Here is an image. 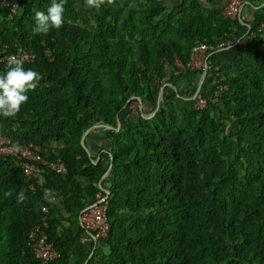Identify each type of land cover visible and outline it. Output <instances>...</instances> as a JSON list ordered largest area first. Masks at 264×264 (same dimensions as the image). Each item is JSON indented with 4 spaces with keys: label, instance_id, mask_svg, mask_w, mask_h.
Returning <instances> with one entry per match:
<instances>
[{
    "label": "trees",
    "instance_id": "16d2710c",
    "mask_svg": "<svg viewBox=\"0 0 264 264\" xmlns=\"http://www.w3.org/2000/svg\"><path fill=\"white\" fill-rule=\"evenodd\" d=\"M165 1L115 0L97 10L67 0L63 26L47 35L34 34V15L51 0H7L14 12L0 3V48L34 53L24 67L43 77L14 118L0 116V132L40 145L66 168L43 172L29 189L0 157V264H41L27 231L42 215L59 251L45 264H84L93 241L77 214L98 185L107 191L108 228L92 248L94 264H264V0L242 19L251 34L222 14L225 0ZM223 39L238 42L208 54L198 92L212 77L226 88L194 109L187 97L201 70L177 71L173 58L185 63L193 41ZM166 73L174 89L164 85L157 100ZM131 95L141 101L135 113ZM227 117L232 133L221 131ZM94 123L109 126L96 128L108 146L92 154L87 132L80 137Z\"/></svg>",
    "mask_w": 264,
    "mask_h": 264
},
{
    "label": "built area",
    "instance_id": "2783aa9c",
    "mask_svg": "<svg viewBox=\"0 0 264 264\" xmlns=\"http://www.w3.org/2000/svg\"><path fill=\"white\" fill-rule=\"evenodd\" d=\"M260 2L261 0L258 1V4ZM0 3L4 4L10 12L15 11L14 4H8L3 0H0ZM248 3V0H225L224 4L222 5L221 12L229 19L237 18L239 22L245 24L244 22H242V7L244 5H250ZM259 5H254L253 8ZM245 25L246 32H248V34H251V32H249V25ZM263 28L264 20L259 24L258 30H262ZM242 38L238 40L240 41L242 40ZM238 40L223 39L213 42L193 41L189 47L188 58L186 62L182 63L179 58L174 57L173 64L176 67L177 71L201 70L199 78H203L210 66L209 61L207 60L208 54L213 51L223 49L227 46H234L236 42H238ZM44 53L46 55L48 54L47 51H45ZM13 56L23 57L27 62L33 59L34 53L21 49H17L13 52H5L3 48H0V65L8 64V61ZM163 64L165 65V62H163ZM176 70H173L172 73H175ZM167 77L168 73L164 74V76L157 81L161 84L157 93V100L160 99L162 87L164 85L170 86L174 89L173 85L165 82ZM209 85L210 87L204 96H202L198 92L199 87H196L197 91L195 92L194 90V92L189 97H187V99H189L191 102L192 108L200 109L206 107L209 104L216 103L219 94L223 89L226 88V85L224 83L219 82L218 79L214 77H212L209 81ZM127 100L130 101L128 106L130 108V112L135 113L136 110L141 109V101L138 97L131 95ZM142 115L144 116V114ZM98 127L106 129L109 126L106 124L94 123L86 129V132ZM43 152L44 151L42 147L36 143L12 142L7 135L0 132V157L7 162H11L13 166L20 169L23 180L25 181L29 189H33L34 187V178L38 177L40 174L47 170L59 173L61 175L66 172L65 166L59 158H48ZM98 188L100 189V191L97 190L94 193V199L89 204L82 207L77 214L78 223L93 241V247L96 243H99L100 238H102L106 234L108 228V223L105 217L107 191L100 185H98ZM41 210L44 212L45 206H42ZM45 228L46 219L45 216L42 215L39 221L31 225V227L27 231V244L30 246L33 256L37 258L41 264H45L47 261L59 257V251L52 245L50 241L47 240ZM92 248L87 258L85 259L84 264H94L92 258L90 257L92 254Z\"/></svg>",
    "mask_w": 264,
    "mask_h": 264
},
{
    "label": "clouds",
    "instance_id": "9594fccd",
    "mask_svg": "<svg viewBox=\"0 0 264 264\" xmlns=\"http://www.w3.org/2000/svg\"><path fill=\"white\" fill-rule=\"evenodd\" d=\"M67 0H51L46 11L36 10L34 15L35 28L34 34L47 35L50 29L59 30L64 22L65 5ZM85 6L97 10L102 5H112L115 0H84ZM25 59L23 57L13 56L6 67V70L0 73V116L4 118H14L23 104L28 101V92L34 91L39 82L43 79L41 73L32 68H25ZM38 182L43 183V176L38 177ZM51 190L45 189L44 199L50 201ZM13 195L12 190L5 191L6 198ZM25 200L24 191L16 193L17 204Z\"/></svg>",
    "mask_w": 264,
    "mask_h": 264
},
{
    "label": "crops",
    "instance_id": "0c3cea01",
    "mask_svg": "<svg viewBox=\"0 0 264 264\" xmlns=\"http://www.w3.org/2000/svg\"><path fill=\"white\" fill-rule=\"evenodd\" d=\"M258 1L259 0H248V2H249L248 4H250V5H244L242 7L243 19L250 18L251 10L254 7V5L256 3H258ZM263 39H264V37H263ZM202 84H203V78H198L196 87L201 88ZM207 87H208V84H206L202 88H207ZM83 140L85 142V147H86L87 151L89 153H92V154H95L97 152L98 148H100V147L106 148L108 146L107 141L105 139H103V137H102V132L98 131L96 129L88 131L87 134L84 136Z\"/></svg>",
    "mask_w": 264,
    "mask_h": 264
},
{
    "label": "rangeland",
    "instance_id": "374dc122",
    "mask_svg": "<svg viewBox=\"0 0 264 264\" xmlns=\"http://www.w3.org/2000/svg\"><path fill=\"white\" fill-rule=\"evenodd\" d=\"M4 2H7V0H3ZM201 1H205V0H201ZM122 3H126L127 5L129 6H135L137 3H141V0H121ZM165 5L168 6V5H171V1L169 0H166L165 1ZM226 59L222 58L221 60H219L220 62H225ZM209 88V86L207 87ZM147 110V109H146ZM209 113L216 116L218 113H219V110H217V107H215L214 105L211 106L209 109ZM224 114V113H223ZM144 116H147V114H144ZM222 121V125H221V131L224 132V133H232L234 132V124L231 123L229 117L227 118H224L221 120ZM222 133V134H224ZM55 145L53 146H57L59 143H54ZM104 251L105 248H103Z\"/></svg>",
    "mask_w": 264,
    "mask_h": 264
},
{
    "label": "water",
    "instance_id": "95a60500",
    "mask_svg": "<svg viewBox=\"0 0 264 264\" xmlns=\"http://www.w3.org/2000/svg\"><path fill=\"white\" fill-rule=\"evenodd\" d=\"M198 88V87H197ZM197 88L195 89V92L197 91ZM87 130H85L83 133H82V135H81V137H80V142L82 141V137H83V135L85 134V132H86ZM104 175V174H103Z\"/></svg>",
    "mask_w": 264,
    "mask_h": 264
}]
</instances>
